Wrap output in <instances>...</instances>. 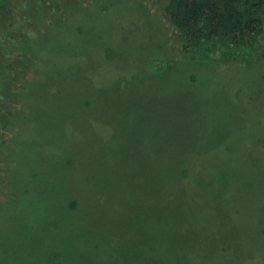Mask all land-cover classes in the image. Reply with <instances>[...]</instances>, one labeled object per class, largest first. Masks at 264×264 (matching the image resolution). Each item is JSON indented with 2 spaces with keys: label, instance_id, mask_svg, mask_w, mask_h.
<instances>
[{
  "label": "rangeland",
  "instance_id": "374dc122",
  "mask_svg": "<svg viewBox=\"0 0 264 264\" xmlns=\"http://www.w3.org/2000/svg\"><path fill=\"white\" fill-rule=\"evenodd\" d=\"M11 2L33 41L0 24V264H264V32L204 62L160 0ZM60 19L123 55L86 112L42 102Z\"/></svg>",
  "mask_w": 264,
  "mask_h": 264
},
{
  "label": "trees",
  "instance_id": "16d2710c",
  "mask_svg": "<svg viewBox=\"0 0 264 264\" xmlns=\"http://www.w3.org/2000/svg\"><path fill=\"white\" fill-rule=\"evenodd\" d=\"M11 1L15 0H0V24L4 30L9 27L11 30L16 29L17 36L22 37L25 44L31 40L28 36H32V32L21 30L23 24L18 26L21 18L14 19L18 14ZM50 1L63 11H66L68 6H78L77 2L70 3L71 0ZM160 1L163 16L177 34L175 45L182 47L184 52H190L189 56L192 58L208 62L217 51L229 52V61H232L231 58L241 59V53L247 57L244 61L248 64L257 58L255 48L259 45L262 47L264 32V0ZM29 23L34 29L32 19L24 25ZM73 25L65 24L60 19L53 30L46 29L49 34L43 35V38L37 41L39 45L47 46L42 50L47 55L44 59L47 64L46 73L51 78L42 91V102L45 104V100H55L54 103H65V99L69 98V104L77 106L81 111L85 109L86 112L98 102L96 93L109 84L107 77L113 70V61H121L123 55L116 48L114 41L107 37L108 34H103L95 27ZM219 42H225L228 47L216 50ZM168 44L174 56V46H171L170 40L166 41V45ZM14 47L19 50L16 43ZM193 85L179 81L176 86L180 92L191 95ZM170 94L171 92L167 96ZM180 175L186 181L188 170H182ZM71 205L73 208L78 207L75 198Z\"/></svg>",
  "mask_w": 264,
  "mask_h": 264
}]
</instances>
